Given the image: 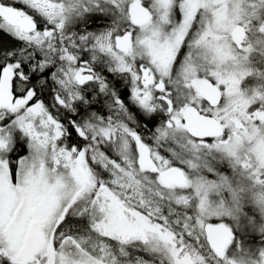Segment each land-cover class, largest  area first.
Instances as JSON below:
<instances>
[{
    "label": "snow or ice",
    "instance_id": "1",
    "mask_svg": "<svg viewBox=\"0 0 264 264\" xmlns=\"http://www.w3.org/2000/svg\"><path fill=\"white\" fill-rule=\"evenodd\" d=\"M0 264H264V0H0Z\"/></svg>",
    "mask_w": 264,
    "mask_h": 264
}]
</instances>
